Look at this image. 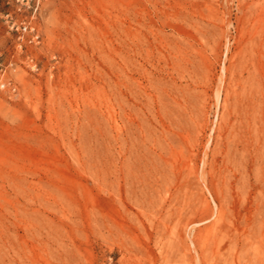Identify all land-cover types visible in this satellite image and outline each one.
I'll return each mask as SVG.
<instances>
[{
  "label": "rangeland",
  "instance_id": "rangeland-1",
  "mask_svg": "<svg viewBox=\"0 0 264 264\" xmlns=\"http://www.w3.org/2000/svg\"><path fill=\"white\" fill-rule=\"evenodd\" d=\"M0 264H264V0H0Z\"/></svg>",
  "mask_w": 264,
  "mask_h": 264
},
{
  "label": "bare ground",
  "instance_id": "bare-ground-1",
  "mask_svg": "<svg viewBox=\"0 0 264 264\" xmlns=\"http://www.w3.org/2000/svg\"><path fill=\"white\" fill-rule=\"evenodd\" d=\"M228 19V18H227ZM228 23V22H227ZM218 99V98H217Z\"/></svg>",
  "mask_w": 264,
  "mask_h": 264
}]
</instances>
